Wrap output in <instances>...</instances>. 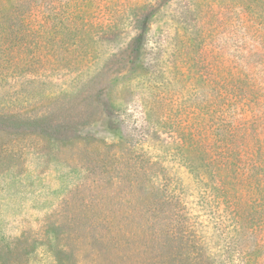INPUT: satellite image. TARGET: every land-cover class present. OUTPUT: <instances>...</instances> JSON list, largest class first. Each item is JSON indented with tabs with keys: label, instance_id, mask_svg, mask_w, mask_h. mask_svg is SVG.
<instances>
[{
	"label": "rangeland",
	"instance_id": "374dc122",
	"mask_svg": "<svg viewBox=\"0 0 264 264\" xmlns=\"http://www.w3.org/2000/svg\"><path fill=\"white\" fill-rule=\"evenodd\" d=\"M249 263L264 0H0V264Z\"/></svg>",
	"mask_w": 264,
	"mask_h": 264
},
{
	"label": "trees",
	"instance_id": "16d2710c",
	"mask_svg": "<svg viewBox=\"0 0 264 264\" xmlns=\"http://www.w3.org/2000/svg\"><path fill=\"white\" fill-rule=\"evenodd\" d=\"M33 11L28 14V16H34ZM249 264H259V263H249Z\"/></svg>",
	"mask_w": 264,
	"mask_h": 264
}]
</instances>
